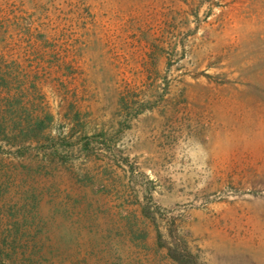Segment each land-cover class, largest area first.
Masks as SVG:
<instances>
[{
	"label": "rangeland",
	"instance_id": "obj_1",
	"mask_svg": "<svg viewBox=\"0 0 264 264\" xmlns=\"http://www.w3.org/2000/svg\"><path fill=\"white\" fill-rule=\"evenodd\" d=\"M0 264H264V0H0Z\"/></svg>",
	"mask_w": 264,
	"mask_h": 264
}]
</instances>
